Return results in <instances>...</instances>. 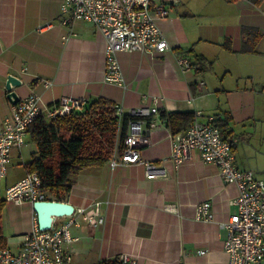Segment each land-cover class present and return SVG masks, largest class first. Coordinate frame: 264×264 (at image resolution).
<instances>
[{
    "label": "crops",
    "instance_id": "1",
    "mask_svg": "<svg viewBox=\"0 0 264 264\" xmlns=\"http://www.w3.org/2000/svg\"><path fill=\"white\" fill-rule=\"evenodd\" d=\"M62 2L0 0V122L14 105L6 89L9 75L22 81L14 89L20 99L38 94L43 107L70 97L82 102L104 97L126 110H192L203 122L211 116L228 119L225 134L234 139L237 165L264 180V0L170 4L169 15L157 21L170 48L155 55L119 51L123 83L105 79L104 34L91 22L61 23ZM180 57L194 62L191 70L181 69ZM149 135L142 156L164 163L168 175L149 179L143 164L112 168L107 162L83 170L66 201L76 209L99 202L103 221L83 218L73 225L71 235L77 239L66 249L83 264L119 260L121 253L146 264H227L226 231L218 223L237 211L231 200L238 187L226 183L218 166L202 161L197 151L175 167L168 160L166 125ZM28 140L12 151L6 188L27 173L25 163L37 149ZM208 199L214 219H197L196 204ZM168 204L177 210L167 209ZM36 225L33 203L6 201L1 226L8 246L17 250Z\"/></svg>",
    "mask_w": 264,
    "mask_h": 264
},
{
    "label": "built area",
    "instance_id": "2",
    "mask_svg": "<svg viewBox=\"0 0 264 264\" xmlns=\"http://www.w3.org/2000/svg\"><path fill=\"white\" fill-rule=\"evenodd\" d=\"M154 1L63 0L59 18L63 24L76 20L91 22L104 34L105 79L123 83L125 78L117 57L119 51L138 50L155 55L170 48L157 21L169 15L170 4L180 0ZM50 25L48 23L39 28ZM178 63L184 72L192 68L187 57H180ZM81 104L82 99L70 97L62 99L54 108L43 107L41 97L35 93L15 103L11 112L0 122V181L8 175L13 149L26 144L28 127L40 113L48 116L65 114ZM115 106L121 118L129 114L130 120L124 142L121 147L117 143L113 148L108 164L112 168L125 164H143L147 178L167 176L169 171L164 163L146 160L142 156L143 148L151 143L149 131L161 124L167 126L160 109L137 106L126 110L120 103ZM214 120V116L208 122L195 119L186 130L176 133L167 126L171 137L168 160L178 167L192 160L197 151L202 161L218 166L226 183L236 184L239 193L231 203L236 205L237 211L218 223L226 231L224 247L228 254L227 264H264V180L256 178L252 170L241 169L237 165L234 139L224 137ZM5 199L16 205L47 199L38 172H27L8 185ZM99 206V202H96L90 209L78 208L71 215L58 217L47 230H40L36 225L22 239L17 250L9 246L0 247V264H83L75 259L65 244L77 239L71 235L70 229L73 225H80L83 218L93 224L103 221ZM166 208L177 210L175 204H168ZM195 211L197 219H214L211 199L196 204ZM63 218L65 220L60 222ZM119 262L146 264L128 253H121ZM94 264L102 263L99 261Z\"/></svg>",
    "mask_w": 264,
    "mask_h": 264
},
{
    "label": "trees",
    "instance_id": "3",
    "mask_svg": "<svg viewBox=\"0 0 264 264\" xmlns=\"http://www.w3.org/2000/svg\"><path fill=\"white\" fill-rule=\"evenodd\" d=\"M250 29L245 28V32ZM191 65L194 66V62ZM59 103L51 104L50 108ZM115 105L113 101L99 97L83 101L65 114L48 116L40 113L29 125L27 139L34 142L37 149L25 163V169L38 172L43 190L54 196L47 199L66 201L75 176L88 167L106 164L117 143L122 146L130 116L125 114L121 118ZM160 113L175 133L186 130L196 119L192 110L160 109ZM213 122L227 137L228 119L219 118ZM5 204L6 199H0V247L8 246L1 226ZM101 263L120 264L117 258Z\"/></svg>",
    "mask_w": 264,
    "mask_h": 264
},
{
    "label": "water",
    "instance_id": "4",
    "mask_svg": "<svg viewBox=\"0 0 264 264\" xmlns=\"http://www.w3.org/2000/svg\"><path fill=\"white\" fill-rule=\"evenodd\" d=\"M21 83L22 81L18 77L14 75L8 76L6 89L8 90V97L13 104L20 100V97L14 89ZM33 208L37 214L40 230L50 229L56 218L71 215L76 210L72 203L54 199L35 200L33 202Z\"/></svg>",
    "mask_w": 264,
    "mask_h": 264
},
{
    "label": "rangeland",
    "instance_id": "5",
    "mask_svg": "<svg viewBox=\"0 0 264 264\" xmlns=\"http://www.w3.org/2000/svg\"><path fill=\"white\" fill-rule=\"evenodd\" d=\"M241 127L239 126L238 127V129H240ZM28 143H30L31 145H33V144H35L34 142H32V141H29L28 140ZM10 166V165H9ZM9 172V171H8ZM8 179V178H7ZM7 179L5 178V179H3V180H1L0 181V198H3L4 197V195H5V186H6V183H7ZM46 197H54L53 195H51V194H49V193H46ZM10 247V246H9ZM12 248V247H11Z\"/></svg>",
    "mask_w": 264,
    "mask_h": 264
}]
</instances>
